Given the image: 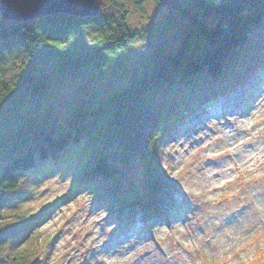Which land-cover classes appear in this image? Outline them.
<instances>
[{
  "label": "trees",
  "instance_id": "16d2710c",
  "mask_svg": "<svg viewBox=\"0 0 264 264\" xmlns=\"http://www.w3.org/2000/svg\"><path fill=\"white\" fill-rule=\"evenodd\" d=\"M118 1L102 0L87 17L0 18V105L25 89L42 92L45 83L33 73L39 61H52L57 73H100L118 64L136 38ZM130 1L138 7L144 0ZM153 1L187 20L173 51L154 50L125 86L94 96L61 125L26 116L0 131V209L22 200L34 179L60 171L73 187L104 200L116 218L165 220L159 213L172 182L160 165L161 137L194 104L264 66V0ZM16 63L23 72L12 70ZM133 158L143 161L145 199L126 198L119 183V164ZM44 217L24 210L0 217V264H34L38 257L53 264L38 229Z\"/></svg>",
  "mask_w": 264,
  "mask_h": 264
},
{
  "label": "rangeland",
  "instance_id": "374dc122",
  "mask_svg": "<svg viewBox=\"0 0 264 264\" xmlns=\"http://www.w3.org/2000/svg\"><path fill=\"white\" fill-rule=\"evenodd\" d=\"M116 4L136 32L119 63L100 73H57L52 61L37 62L33 73L45 87L0 105L1 132L26 116L61 125L94 96L125 86L154 50L178 45L187 20L176 10L153 0ZM12 70L23 72L20 63ZM159 149L172 182L159 213L165 220L116 218L104 200L73 187L71 175L60 171L34 179L0 217L43 211L38 229L53 264H264V66L186 110L164 131ZM119 166L123 195L145 199L143 161Z\"/></svg>",
  "mask_w": 264,
  "mask_h": 264
},
{
  "label": "water",
  "instance_id": "95a60500",
  "mask_svg": "<svg viewBox=\"0 0 264 264\" xmlns=\"http://www.w3.org/2000/svg\"><path fill=\"white\" fill-rule=\"evenodd\" d=\"M102 0H0V18L23 21L54 13L87 17L98 13Z\"/></svg>",
  "mask_w": 264,
  "mask_h": 264
},
{
  "label": "bare ground",
  "instance_id": "6f19581e",
  "mask_svg": "<svg viewBox=\"0 0 264 264\" xmlns=\"http://www.w3.org/2000/svg\"><path fill=\"white\" fill-rule=\"evenodd\" d=\"M235 165H236V162H235L234 164H232L231 167L233 168V167H235ZM211 171H212V170H211ZM213 172H214V171H213ZM213 172H212V173H213Z\"/></svg>",
  "mask_w": 264,
  "mask_h": 264
}]
</instances>
